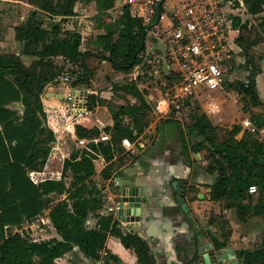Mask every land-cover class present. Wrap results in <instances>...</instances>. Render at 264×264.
Returning <instances> with one entry per match:
<instances>
[{
	"label": "trees",
	"instance_id": "16d2710c",
	"mask_svg": "<svg viewBox=\"0 0 264 264\" xmlns=\"http://www.w3.org/2000/svg\"><path fill=\"white\" fill-rule=\"evenodd\" d=\"M241 1L255 22L233 16V24L239 28L236 43L245 59L243 67L249 71L245 80L235 82V89L242 96L243 112L252 107L262 109L250 114L255 133L246 129L237 138L242 128L238 124L223 129L220 135L218 130L221 128L198 108L192 110L190 123L184 128L178 125L184 153L206 151L207 163L202 169L213 177L208 185L209 201L218 206L217 211L209 212L207 225L220 222L215 232L208 230L217 248L230 242L235 220L245 222L252 216L264 219V139L257 137L259 130L264 129V101L259 97L256 84V75L262 72L256 59L262 56H257L254 51L258 44L264 45V0ZM31 2L37 8L14 26V39L21 44V51L0 52V264H57L55 260L74 246L85 257L97 261L109 234L135 251L138 264H156L146 240L138 234L124 232L113 214H99L104 204V182L133 158L124 151L122 140L127 138L134 142L154 118L152 107L145 98V93L155 85L153 78L147 76V67L138 75L137 81L113 85L116 94L121 92L123 97L130 94L134 102L110 106L113 125L103 130L109 133V141L90 143L91 151L73 150L63 162L60 179L35 183L29 174L44 167L50 152L49 144L54 140L53 130L45 124L46 113L41 100L46 86L58 83L64 73L73 76L74 86L88 84L92 74L88 55L107 60L116 71L131 72L141 62L145 27L140 19L131 16L124 3L119 6L120 14L114 18L110 12L116 8L117 0ZM91 2L95 3L97 11L93 17L94 27L102 31L89 40L93 49L83 51L82 34L63 30L61 24L63 18L77 15ZM235 5L239 6L238 0ZM47 16H59L61 20L46 28L44 17ZM90 31L87 26L85 37ZM22 55L33 57L29 65L25 64ZM176 79V74H172L168 84ZM138 82L143 84L142 89L137 86ZM14 102L22 105V113L10 107ZM100 102L103 100L91 94L87 107L94 109ZM189 103L187 101L185 105ZM100 133L97 127L76 125L79 138L93 139ZM98 155L108 162L99 172ZM97 174L100 175L99 183L94 178ZM250 185H256V193L248 192ZM195 191L194 187L189 188L190 193ZM62 195L65 196L60 199ZM190 199H196V194ZM46 209H49V220L60 239L35 241L26 233L8 232L7 228H20ZM91 215L97 217L94 227L87 223ZM236 253L242 259L241 264H264V239L259 248L242 247ZM196 256L185 264H194ZM105 259L106 264L108 259L118 261L114 255H106Z\"/></svg>",
	"mask_w": 264,
	"mask_h": 264
},
{
	"label": "crops",
	"instance_id": "0c3cea01",
	"mask_svg": "<svg viewBox=\"0 0 264 264\" xmlns=\"http://www.w3.org/2000/svg\"><path fill=\"white\" fill-rule=\"evenodd\" d=\"M122 4L123 0L121 4L118 3L117 0L116 9ZM36 8L37 7L31 2V0H0V38H3V36H5L7 40L11 38V42L8 43L9 45L18 43L21 46V44L14 39V26L24 20L29 12ZM236 8L238 9V6H236ZM81 9H83V11L79 12L77 15L63 18L61 24L62 29L70 31L75 30L81 33L83 36L81 49L83 51L87 50V48L92 50L93 46H91L89 40L92 36H95L102 31L94 27L95 21L93 17L97 13L95 3L91 2L83 6ZM114 9H112L110 13L116 18L120 14V8L117 10V14H114V12L112 13ZM19 11H21V13H18ZM10 14H17V18L13 21V26H10L9 23L12 21L10 17L13 16ZM60 20L61 17L59 16L53 18H49L48 16L44 17V26L48 28L52 23ZM87 26L88 30H91L92 32L90 31L85 37ZM0 44L3 47V45L7 43L1 39ZM235 48L240 51V47L237 45L236 41ZM94 57L95 56L93 55H88V65L90 59H93ZM32 59L33 57L31 60ZM58 60H62V58H58ZM102 61L104 63H109L105 59H102ZM230 65L232 67V63ZM134 69L131 72L123 73L122 75H129L131 80L137 81L138 75L134 74ZM261 70L262 72H259L256 75V84L259 97L264 101V92H262L264 91L263 66L261 67ZM114 71L116 70L114 69ZM246 71L247 75H249V71ZM70 76L71 81L69 84L62 83L61 81L58 83H50L41 94V100L46 113L45 124L53 130L54 140L49 144L50 152L44 167L40 170L30 172L31 178L36 183L46 179H60L65 158H67L75 149L80 152L85 150L90 151L91 148L89 147V144L98 143L99 141L94 142L93 140L100 134L106 133L103 131L105 127H111L113 125L110 106L134 102V98L130 94H126V97H123L121 96V92H119V94L115 93L113 85L118 82L111 83V95H109V90H107L108 92L106 93L97 91L94 88H91L89 83L74 86L72 85L73 76ZM137 86L140 89L143 88V84L140 82L137 83ZM69 88H72V92L69 91ZM151 90L157 93L158 96V92L155 88H151L148 93H145V98L150 105L157 97L151 99ZM215 90L207 91L204 89H198L197 95L190 100V103L195 105V108L192 110L198 108L199 111L206 113L214 125L216 124L215 116H217V113H213L212 107H209L205 102V99L210 97L213 100H223L224 98H222L221 91ZM73 91L77 94L74 100L77 107L71 109L72 102L68 97ZM52 93H55L56 95L53 96ZM78 94L83 95L86 100V107L88 97L91 94L96 95L99 99H102L103 102L98 103L94 109L87 107L89 112L88 114H85L79 110V107L83 102L81 101V96ZM113 95L116 96L113 97ZM111 102L115 104H112ZM235 102H237V100H235ZM10 107L17 109L22 113L23 107L19 102L10 104ZM226 109L227 111L225 114L229 113L224 116V122H230L228 125L224 126L231 129L234 125H241L242 128L239 133V138L246 130V127L242 124V120L248 119L251 121V113H259L262 111V109L252 107L245 113L243 110H239L232 100H230ZM152 116L154 117L153 120L137 139L134 142L132 141L134 143V152L130 154L133 155V158L123 164V166H120L111 179L104 182L103 194L104 197L109 195L112 202L118 204L120 187L118 185L114 186L112 179L128 181L129 178H133L134 184L139 186L142 190L141 220L139 225H136L135 223L131 224V221L120 220L118 218V213L115 212L113 215L119 221L121 229L124 232L138 234L146 240L156 260V264H185L189 262L195 254L197 256L194 264H201L203 259L199 254L200 248L207 244L215 246L208 233V230L215 232V229L207 225L209 212L211 210L217 211L216 209L218 207L216 204L209 201L208 192L210 191V188L208 185L212 183L213 177L203 171L202 166L204 165V162L198 159L200 152L196 153L190 150L189 153L186 154L182 151L179 138V128L176 121L177 117L167 116L159 118L155 117L153 112ZM164 118L165 120L162 121L161 119ZM77 124L86 128L97 127L101 130V133L97 137H94L93 140L86 137L79 138L76 134ZM106 134L109 135V133ZM80 139H86L89 142H87L85 146H81L78 142ZM107 163L108 162L105 161L102 155H98V160L96 161L98 166L97 171L99 172L100 169L107 165ZM94 178L97 183H99L100 175L97 174ZM180 179H184L187 183L183 195L191 206V212L189 214L184 213L179 205H177L175 199L176 193L171 187L172 181ZM190 187H194L196 191L190 193ZM199 193L203 194L202 199L198 197ZM195 194L196 199L191 200V196ZM64 196L65 195H62L59 198L62 199ZM57 200L58 198H56L55 201ZM134 209L135 208H132L131 214ZM48 213L49 209L44 210V212L33 221L23 223L17 231L28 234L35 241L51 238L60 239L59 234L51 225ZM99 214L107 215L109 213L102 209ZM96 222L97 217L94 215H91L87 220L90 227H94ZM184 222H187L188 224L184 225ZM207 226L209 228H207ZM234 240L235 236H231L230 242L227 244L232 245L236 252L238 248L243 247V243L242 241L235 242ZM106 255H114L118 259V261L108 259V264H138L135 251L132 248L125 247L118 237L111 234L108 235L105 248L102 251V256L97 261L85 257L77 246H74L72 250L65 253L63 256L58 257L55 261L57 264H106Z\"/></svg>",
	"mask_w": 264,
	"mask_h": 264
},
{
	"label": "built area",
	"instance_id": "2783aa9c",
	"mask_svg": "<svg viewBox=\"0 0 264 264\" xmlns=\"http://www.w3.org/2000/svg\"><path fill=\"white\" fill-rule=\"evenodd\" d=\"M238 1L242 6L243 2ZM123 3L131 16L140 19L145 27L141 62L135 66L134 74L140 75L147 67V76L154 80L152 88L157 90L158 96L151 107L155 117L178 118L198 89L212 91L222 87L230 63L239 53L235 48L239 28L233 24L235 13L231 0H123ZM174 73L177 79L169 85V76ZM59 81L69 84L71 76L63 74ZM69 91L72 92V88ZM76 95L73 91L68 97L71 109L77 107ZM78 95L83 102L79 110L88 114L86 100ZM242 124L251 132L256 130L248 119ZM259 131L263 133L264 129ZM109 140V135L103 133L93 141ZM78 142L85 146L89 141L80 139ZM133 144L127 138L121 142L129 153L134 152ZM112 182L117 186V180L112 179ZM248 192L256 193V185H250ZM118 208L109 195L104 197L103 209L109 214H114Z\"/></svg>",
	"mask_w": 264,
	"mask_h": 264
},
{
	"label": "rangeland",
	"instance_id": "374dc122",
	"mask_svg": "<svg viewBox=\"0 0 264 264\" xmlns=\"http://www.w3.org/2000/svg\"><path fill=\"white\" fill-rule=\"evenodd\" d=\"M231 1H232V7L234 6L233 9H235V13H236L235 15H239V17L243 21L249 20V21L255 22V18L246 13V11H245L246 6H244V5L238 6V9H237L236 5H235V0H231ZM117 10H119V8H117V9L115 8L112 11V13L114 12V14L115 13L117 14ZM18 13H21V11H19ZM10 15H13V14H10ZM16 18H17V14L10 17V19H12V21L9 22L10 26H13V21ZM1 39H3L4 42L7 44L3 45V47L0 44V52L13 51V50L21 51L20 50L21 46L18 43L10 44V45L8 44L11 42V40H10L11 38H9V40H7V38L5 36H3V38H0V40ZM87 50H88V48H87ZM254 51L256 52L257 56L258 55L260 57L262 56V58L256 59V63H259L260 68L262 66L264 67V46H263V44L261 43V44H258L257 46H255ZM22 56H23L24 62L27 65H29L31 63V58L24 56V55H22ZM236 59H237V61H236ZM244 61H245V59H244L243 55L241 54V50H240L239 53L235 57V61L231 62L232 67H230V69H228V73L226 74L228 79H225L222 87H220L218 90H215V91H221L222 98H224L223 100H220V101L218 99L213 100L210 97L205 99V102L209 105V107H212L213 113H217V116H215V119H216L215 126H218L219 128H221L218 130L220 135H221L223 129L228 128L227 126H224V125H228L230 122V121L224 122L225 121L224 116L228 115V113H229L228 112L227 114H225L227 111L226 107L229 105L230 100H232V102L235 104V106L238 107L239 110H243L242 107L244 105V102L241 99L242 96H239V94L237 93V91L235 89V84H236L235 82L238 80H243L247 76V71L243 67ZM89 65H90V68L92 71V75L89 78V85L91 88H94L97 91H102L103 93H106V92H108L107 90H109V92H110L111 91V89H110L111 83H114V82L122 83V82H126V81H131V78L129 77V75L125 76V75H122L123 73L114 71V69L111 67L110 63H104L102 61V59H98L97 57L90 59ZM262 70H263V68H262ZM151 91L152 92H150V97L152 99V98H155L157 96V93H155L153 90H151ZM262 92H264V91H262ZM109 95H111V92L109 93ZM114 96H116V95H113V97ZM235 100H237V102H235ZM112 104H115V103H112ZM224 105H227V106H224ZM193 108H195V105L192 103H189L182 108V114L176 120L177 125L184 128L185 125H187L188 123L191 122V120H192L191 113H193V111H192ZM259 109H261V108H259ZM173 119H175V118H173ZM161 120L164 121L165 118L161 119ZM150 121H151V116H150ZM223 123H227V124H223ZM252 133H255V132H252ZM263 133H264V131H263ZM263 133L261 134V131H259V133L257 134V137L259 139H264ZM237 138H239V134L237 135ZM205 155H206V151L204 150V151L199 153V158H198L199 160L204 162V165L207 163V161L204 158ZM200 199H202V198H200ZM212 205H214V204H212ZM232 216L234 219H236L233 212H232ZM235 221L236 222H235V224H233V227H232V236H235L234 241L235 242L236 241H239V242L242 241L243 247H246L248 249L253 250V249L259 248L262 244L263 239H264V219L262 217H259V216H252L245 222L239 223V222H237V220H235ZM219 226H220V222L216 221L211 227L213 229H218ZM17 229L18 228H16V227H9L8 232H14Z\"/></svg>",
	"mask_w": 264,
	"mask_h": 264
},
{
	"label": "water",
	"instance_id": "95a60500",
	"mask_svg": "<svg viewBox=\"0 0 264 264\" xmlns=\"http://www.w3.org/2000/svg\"><path fill=\"white\" fill-rule=\"evenodd\" d=\"M122 0H118L121 4ZM227 79V77L225 78ZM55 96V93H52ZM117 185L120 187L119 203H118V218L122 221H131V224H140L141 220V204H142V190L139 186L134 184V179L129 178L127 180H117ZM187 183L184 179L174 180L171 183V187L174 189L177 205L181 210L189 214L191 212V206L186 201L183 195L186 189ZM199 198H203V194H198ZM132 208H135L131 214ZM184 222V225H187ZM207 228H209L207 226ZM199 254L202 256L203 261L201 264H240L242 259L237 257V254L230 244H225L224 247L216 248L212 244L204 245L200 248Z\"/></svg>",
	"mask_w": 264,
	"mask_h": 264
}]
</instances>
